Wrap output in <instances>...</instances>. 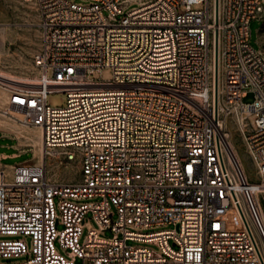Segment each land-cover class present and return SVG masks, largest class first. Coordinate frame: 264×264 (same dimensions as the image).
<instances>
[{
    "label": "built area",
    "instance_id": "1",
    "mask_svg": "<svg viewBox=\"0 0 264 264\" xmlns=\"http://www.w3.org/2000/svg\"><path fill=\"white\" fill-rule=\"evenodd\" d=\"M28 1L38 75L14 99L42 128L45 156L78 160L80 179L2 165L0 236L31 245L0 239V264H264V50L250 28L264 0ZM105 67L114 80L88 78ZM54 90L65 106L48 104ZM227 112L255 179L231 146ZM153 226L170 228L145 232Z\"/></svg>",
    "mask_w": 264,
    "mask_h": 264
},
{
    "label": "rangeland",
    "instance_id": "2",
    "mask_svg": "<svg viewBox=\"0 0 264 264\" xmlns=\"http://www.w3.org/2000/svg\"><path fill=\"white\" fill-rule=\"evenodd\" d=\"M71 1L76 3H86L83 0ZM138 5V2H133L129 6V9L137 7ZM183 9L184 8H182V10ZM2 28H6V37L5 39L0 37V74L2 76V78H0V86L9 87V79L25 82L35 80V77L38 75V69L34 66V56L39 45L40 28L39 16L33 3L28 0H0V29ZM250 28L252 45L255 48L261 47L264 50V20L253 19L250 23ZM88 78L96 81H112L115 79V74L111 67H105L101 72L89 74ZM17 84L24 85L20 83ZM14 91L17 92V90ZM14 94L16 93H13V95ZM67 100V93L58 90H54L48 95V104L52 107H63L67 104ZM254 100L255 93L252 91H248L243 99L245 103H252ZM0 112L4 111L1 109ZM225 120L227 121L228 132L231 134L230 139L236 144V147L240 151L242 159L246 164L248 177L254 179V162L248 151L244 136L239 130L234 116L227 112L225 114ZM255 120L256 115L250 117V122L253 127H256ZM24 123L27 122L25 121ZM29 144V141L25 139L20 140L17 134H13L12 131L0 130V152L12 153L15 151L20 154L19 157H9L2 160V162L6 164H18L24 161L38 163L39 155L35 152L36 147ZM12 145L15 146V149ZM44 161L47 166L48 177L51 181L59 183H75L80 179V162L78 160L70 163H61V161L55 157L45 156ZM83 201H92V199H84ZM234 215V213H231V218H234ZM88 217L90 218L91 214H89ZM90 222L94 227L97 226L93 219H91ZM168 228H170V226H153L145 229V232H154ZM86 233L87 228L84 229V234ZM103 235L110 236L111 233L104 232ZM20 238H24L28 244L31 245L30 237L23 235L0 236V239ZM129 244L136 246H149L154 250H159V248L152 243L130 240ZM57 248L60 252L65 254L59 244H57ZM23 260H26V258L4 259V261L7 262Z\"/></svg>",
    "mask_w": 264,
    "mask_h": 264
},
{
    "label": "bare ground",
    "instance_id": "3",
    "mask_svg": "<svg viewBox=\"0 0 264 264\" xmlns=\"http://www.w3.org/2000/svg\"><path fill=\"white\" fill-rule=\"evenodd\" d=\"M0 37L5 39L6 28L0 29ZM0 78H2L1 74H0ZM8 81H10V83L8 82L9 87L0 86V110L2 109V111H4V112H0V130L12 131L13 134L14 133L17 134L20 140L25 139L29 141L30 142L29 145L36 147L35 152L37 153V155H39L38 163L45 164V161H44L45 160V143H44V136H43L42 128L37 125L32 126L27 123H24L25 121H24L23 111L21 107L19 106V104H17V101L16 99H14V95H13V93H16L14 90H17L19 87L24 86L28 82L27 81L26 82L17 81L13 79H9ZM17 83L24 84V85H19ZM228 135H229L231 146L235 154L237 155L241 163V166L244 169V172L248 175L246 164L244 160L242 159L240 151L236 147V144L233 143L232 140L230 139V136H231L230 132H228ZM57 157L59 158V156ZM1 167H2V164L0 162V168ZM11 168L12 166H8L7 172H10Z\"/></svg>",
    "mask_w": 264,
    "mask_h": 264
},
{
    "label": "crops",
    "instance_id": "4",
    "mask_svg": "<svg viewBox=\"0 0 264 264\" xmlns=\"http://www.w3.org/2000/svg\"><path fill=\"white\" fill-rule=\"evenodd\" d=\"M12 147L15 149V146L12 145ZM1 156H0V162L2 165L6 164L3 163L2 160L9 158V157H19L20 154L16 153L15 151H13L12 153H4V152H0ZM7 166H13L15 164H6Z\"/></svg>",
    "mask_w": 264,
    "mask_h": 264
},
{
    "label": "water",
    "instance_id": "5",
    "mask_svg": "<svg viewBox=\"0 0 264 264\" xmlns=\"http://www.w3.org/2000/svg\"><path fill=\"white\" fill-rule=\"evenodd\" d=\"M218 35V33H217ZM218 37V36H217ZM218 81H219V61H218V40L216 42V96L218 97Z\"/></svg>",
    "mask_w": 264,
    "mask_h": 264
}]
</instances>
